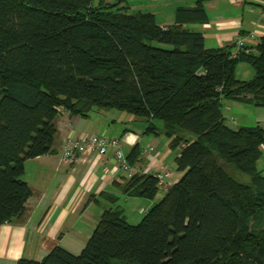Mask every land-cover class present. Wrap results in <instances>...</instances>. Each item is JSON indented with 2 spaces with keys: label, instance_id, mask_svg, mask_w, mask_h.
Listing matches in <instances>:
<instances>
[{
  "label": "trees",
  "instance_id": "obj_1",
  "mask_svg": "<svg viewBox=\"0 0 264 264\" xmlns=\"http://www.w3.org/2000/svg\"><path fill=\"white\" fill-rule=\"evenodd\" d=\"M122 1L0 0V225L25 214V162L53 151L60 110L144 119L181 176L155 200L156 179L135 172L125 195L155 200L139 223L106 209L78 254L57 245L16 264H264V127H230L221 110L224 99L264 108V35L233 56L235 44L207 49L185 27L207 21L202 3L161 27ZM242 62L249 80L236 77Z\"/></svg>",
  "mask_w": 264,
  "mask_h": 264
},
{
  "label": "crops",
  "instance_id": "obj_2",
  "mask_svg": "<svg viewBox=\"0 0 264 264\" xmlns=\"http://www.w3.org/2000/svg\"><path fill=\"white\" fill-rule=\"evenodd\" d=\"M117 1L105 0L109 4ZM122 2L129 12L152 13L161 27L174 23L179 8H192L202 3L207 21L187 23L185 27L201 32L207 49L231 46L237 38H246L250 33L255 34L257 39L264 35V0ZM245 43L252 44L254 41L246 39ZM235 49L236 46L231 48L232 51ZM222 102L226 104L227 111L230 107L240 110V118L230 116L237 127L252 126L247 125L250 119L255 125L264 127V109L233 99ZM223 116L226 120V115ZM56 128L53 151L25 162L22 179L32 188L33 194L27 200L25 214L19 222L0 225V264H16L19 259L39 261L57 245L78 254L104 210L120 209L128 221V213L134 215L136 212L144 216L153 205V199L125 195L123 186L128 180V173L116 163L111 149L103 156L91 154L80 156L70 163L64 162L61 150L67 137L94 133L117 137L127 157L133 150L138 151L134 170L141 173L163 167L175 170L177 150L170 148L169 139L161 133H146L144 119L122 111L92 107L85 116H81L60 110ZM261 166L264 163L259 159L257 169L264 175ZM173 172L179 179L181 173ZM173 179L174 176L172 181L178 180ZM114 199L117 200L112 202Z\"/></svg>",
  "mask_w": 264,
  "mask_h": 264
},
{
  "label": "built area",
  "instance_id": "obj_3",
  "mask_svg": "<svg viewBox=\"0 0 264 264\" xmlns=\"http://www.w3.org/2000/svg\"><path fill=\"white\" fill-rule=\"evenodd\" d=\"M246 39L257 41L255 34L250 33L246 38H237L235 41L236 49L231 52L235 56L239 49L245 46ZM111 149L113 158L121 169L128 173V178L135 172L127 162L126 155L121 148V141L117 137H109L105 134L94 133L80 137H67L62 145L61 158L64 162L70 163L79 158L80 156H89L96 154L103 156ZM143 173L151 174L156 179V186L158 192L165 193L169 187L174 183L172 178L174 172L171 168L163 167L154 171H146Z\"/></svg>",
  "mask_w": 264,
  "mask_h": 264
},
{
  "label": "rangeland",
  "instance_id": "obj_4",
  "mask_svg": "<svg viewBox=\"0 0 264 264\" xmlns=\"http://www.w3.org/2000/svg\"><path fill=\"white\" fill-rule=\"evenodd\" d=\"M93 3L94 4H96L95 3V0L93 1ZM236 77L238 78V79H240V80H249V79H251V77H252V74H253V70H252V68L250 67V65L249 64H247V63H239V65L237 66V69H236ZM222 108H221V110H222V112H223V114L224 115H226V117H227V119L225 120L226 121V123L230 126V127H233V128H236L237 126L235 125V124H233L232 123V119L230 118V116H233V117H237V118H240V114H238V108L237 109H235L234 107H230L231 109H230V111H227V108H226V104L224 103V102H222V106H221ZM259 108H261V107H259ZM262 109H264V108H262ZM239 112H240V110H239ZM242 111H241V117L243 118V115H242ZM251 116V115H250ZM229 119V120H228ZM240 120L238 119V122H239ZM245 123V122H244ZM248 123V122H247ZM247 125H255L254 123H253V121L250 119V122H249V124H247ZM260 148H261V150H262V153H261V157H260V161H261V163H264V146H260ZM262 168H264V166H261ZM172 170H173V168H171ZM259 169H260V165H259ZM175 173V172H174ZM177 175V173H175L174 174V179H178V176H176ZM173 179V180H174ZM243 179L246 181V180H248V177L247 176H243ZM163 195V193L162 192H158V194H157V197L155 198V200H157V199H159L161 196ZM155 200H153V202L155 201ZM128 215H129V219L130 220H128L129 221V223H132V224H136V223H139V221L141 220V218L143 217V216H140L138 213H136L135 212V214L134 215H132V213L131 214H129L128 213Z\"/></svg>",
  "mask_w": 264,
  "mask_h": 264
}]
</instances>
